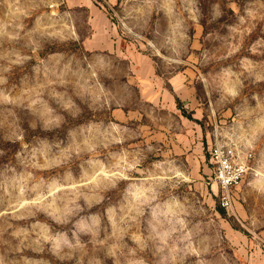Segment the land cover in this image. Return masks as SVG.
Returning a JSON list of instances; mask_svg holds the SVG:
<instances>
[{
	"label": "rangeland",
	"instance_id": "obj_1",
	"mask_svg": "<svg viewBox=\"0 0 264 264\" xmlns=\"http://www.w3.org/2000/svg\"><path fill=\"white\" fill-rule=\"evenodd\" d=\"M0 264H264V0H0Z\"/></svg>",
	"mask_w": 264,
	"mask_h": 264
},
{
	"label": "built area",
	"instance_id": "obj_2",
	"mask_svg": "<svg viewBox=\"0 0 264 264\" xmlns=\"http://www.w3.org/2000/svg\"><path fill=\"white\" fill-rule=\"evenodd\" d=\"M209 155L216 182L221 189L220 205L228 209L232 207V190L242 183L251 169L248 161L252 154L241 157L233 147L216 144L210 149Z\"/></svg>",
	"mask_w": 264,
	"mask_h": 264
}]
</instances>
